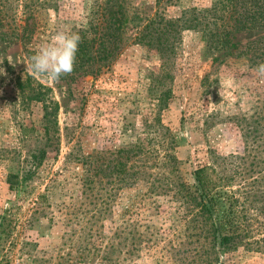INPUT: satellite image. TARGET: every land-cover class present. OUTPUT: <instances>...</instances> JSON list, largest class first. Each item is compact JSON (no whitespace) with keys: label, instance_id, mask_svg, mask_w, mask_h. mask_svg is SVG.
I'll return each instance as SVG.
<instances>
[{"label":"rangeland","instance_id":"obj_1","mask_svg":"<svg viewBox=\"0 0 264 264\" xmlns=\"http://www.w3.org/2000/svg\"><path fill=\"white\" fill-rule=\"evenodd\" d=\"M125 1L186 24L169 73L161 72L153 50L126 45L100 72H71L56 82L34 77L28 65L35 49L58 31L85 29L96 0L6 1L16 25L34 23L35 33L26 47L0 43V264H205L198 255L205 242L190 237L184 205L163 187L178 177L196 186L197 169L245 154L244 120L258 113L264 120L260 59L246 53L264 33H234L237 49L216 50L199 18L212 23L210 10L223 0ZM165 86L171 95L159 107ZM156 118L176 142L175 174L154 167L165 153L157 133L146 129ZM155 137L156 151L135 181L127 175L134 161L120 178L109 175L113 153ZM40 152L35 168L32 158ZM252 157L249 178L260 179L264 144ZM10 175L17 176L12 190ZM257 188L264 189V177ZM213 264H264V251L220 252Z\"/></svg>","mask_w":264,"mask_h":264},{"label":"trees","instance_id":"obj_2","mask_svg":"<svg viewBox=\"0 0 264 264\" xmlns=\"http://www.w3.org/2000/svg\"><path fill=\"white\" fill-rule=\"evenodd\" d=\"M6 1L0 0V43L21 41L26 47L35 33V24L17 26L11 18L13 15L8 14L10 8ZM160 3L161 0H156V5ZM126 4L125 0H96V10L87 27L78 31L81 41L72 72H100L115 61L122 47L139 45L156 52L162 61L161 72L169 73L175 44L186 24L182 25L181 19H167L158 10L154 14H144L138 8L127 7ZM210 11L214 14L211 16L212 23L206 15H202L199 24L210 32L216 50L237 49L230 41L234 33H264V0H223L212 6ZM185 23L190 27L189 18ZM210 24H213V29H209ZM263 40L257 42L259 45L256 48L253 44L249 45L246 53L257 56L260 63H264ZM170 95L171 90L165 86L156 98L159 107L166 105ZM261 115L258 113L256 117ZM253 117L249 121L244 120L245 124L241 127L245 145L242 157L234 156V162L223 160L221 163L215 158L211 164L197 169L194 172L196 186L190 187L178 177L176 180L166 179L163 187L164 193L172 192V197L184 205L185 224L191 233L190 237L196 238L198 243L205 242L198 251L199 256H205V264L217 262L220 252H233L240 247L247 251H264V189L257 188L264 175L260 179L257 176L250 180L255 165V158L250 159L251 153L255 148H260L261 143L264 144V122L261 123L264 120L260 118L258 121ZM146 129L157 133L158 142L156 137L154 140L137 139L128 148L117 150L112 154L115 164L107 166L109 175L120 178L126 171V162L134 161L127 175L135 181L137 178L132 177L139 175L138 169L149 165L152 153L156 151L155 142L158 147L165 149V153L161 161L154 162L153 166L167 167L172 174L178 171L180 161L174 154L176 142L170 130L161 124L159 118ZM257 141L261 143L255 146ZM38 156L32 158L35 168L44 157V152ZM261 172L264 170L257 174ZM15 179L16 175L7 178L10 190L15 187ZM158 189L161 187L158 186Z\"/></svg>","mask_w":264,"mask_h":264},{"label":"clouds","instance_id":"obj_3","mask_svg":"<svg viewBox=\"0 0 264 264\" xmlns=\"http://www.w3.org/2000/svg\"><path fill=\"white\" fill-rule=\"evenodd\" d=\"M81 37L78 32L58 31L50 40L41 43L29 57L28 70L34 77L56 82L73 71ZM256 73L264 77V63L257 65Z\"/></svg>","mask_w":264,"mask_h":264}]
</instances>
